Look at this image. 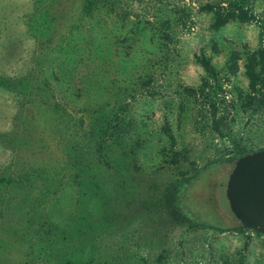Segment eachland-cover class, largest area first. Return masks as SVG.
<instances>
[{
    "label": "rangeland",
    "instance_id": "rangeland-1",
    "mask_svg": "<svg viewBox=\"0 0 264 264\" xmlns=\"http://www.w3.org/2000/svg\"><path fill=\"white\" fill-rule=\"evenodd\" d=\"M262 40L264 0H0V264H264L224 196Z\"/></svg>",
    "mask_w": 264,
    "mask_h": 264
},
{
    "label": "water",
    "instance_id": "water-1",
    "mask_svg": "<svg viewBox=\"0 0 264 264\" xmlns=\"http://www.w3.org/2000/svg\"><path fill=\"white\" fill-rule=\"evenodd\" d=\"M224 196L242 229L264 235V149L235 159Z\"/></svg>",
    "mask_w": 264,
    "mask_h": 264
},
{
    "label": "trees",
    "instance_id": "trees-1",
    "mask_svg": "<svg viewBox=\"0 0 264 264\" xmlns=\"http://www.w3.org/2000/svg\"><path fill=\"white\" fill-rule=\"evenodd\" d=\"M203 11H213L214 13V20L211 25L212 28H218L230 20L238 19L240 22H245L250 20V17L246 16L245 12L239 11V14H235L234 11H227L224 14L220 13L217 9L214 10L213 6L205 5L201 8ZM197 61L203 68L206 74V80L202 82V86L208 85L209 80H216V72L214 68L209 63V60L206 58H197ZM244 74L248 80V88L251 90V93H256L262 87L264 89V40H262L261 44L258 48L250 53L244 61L243 64ZM226 70L229 74L234 75L237 70V54L232 52L228 57V62L226 65ZM206 99L208 101V105L213 107L212 102H210L208 95H206ZM263 150V149H262ZM175 191V192H174ZM179 191V188L175 190L172 189L170 191L171 194ZM175 208V205L172 204ZM200 227H205V225L201 224ZM209 228H212L216 231L223 232L226 231L224 228L214 225H208ZM240 230V229H235Z\"/></svg>",
    "mask_w": 264,
    "mask_h": 264
}]
</instances>
